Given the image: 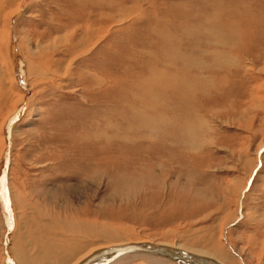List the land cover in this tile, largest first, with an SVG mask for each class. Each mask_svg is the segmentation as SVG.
I'll list each match as a JSON object with an SVG mask.
<instances>
[{"label":"rangeland","instance_id":"1","mask_svg":"<svg viewBox=\"0 0 264 264\" xmlns=\"http://www.w3.org/2000/svg\"><path fill=\"white\" fill-rule=\"evenodd\" d=\"M15 2L0 32L8 189L70 243L110 232L205 244L211 233L228 263L264 264V0ZM88 26L93 45L78 55Z\"/></svg>","mask_w":264,"mask_h":264},{"label":"bare ground","instance_id":"2","mask_svg":"<svg viewBox=\"0 0 264 264\" xmlns=\"http://www.w3.org/2000/svg\"><path fill=\"white\" fill-rule=\"evenodd\" d=\"M19 3H21V1ZM107 3L109 2L107 1ZM14 4L17 5L16 7L19 6L15 2V0H0V28H1L0 32H2V30L4 29L6 25L4 15H6V11L8 10V8L11 9L12 7L10 6H13ZM109 6L112 7V5H109ZM18 10L16 9V13H15L16 15L19 12ZM127 12L128 10L126 9V7L122 10L120 9L119 13H124L123 15L121 14L122 15L120 16L121 19H124L127 17L126 16ZM10 18L11 19H9V26L6 27L8 28L7 29L8 32L6 33L5 31V33L8 34V38L10 39V40L8 39L9 45L11 43L13 46V49H12L13 55H14L13 61H14V64H16L17 62H20L19 59H22L21 58L22 55L20 56L21 51H19V48L21 46L20 47L19 45L17 46V44L15 43L16 40L14 41L16 37L12 33V29H11L12 23H10V21L13 18L12 17ZM111 19H113L112 16L109 17V20ZM93 27L94 26H92V28ZM96 28L94 27V29ZM94 35H95L94 31L90 28V26H88V28L84 30V32L80 36V41L78 43L75 42V45H74V49L76 52H78V55L83 54L84 52L90 50L94 42V37H95ZM69 38L70 36L66 37L64 41H68ZM53 41L54 43H50L46 47L43 46L42 47L43 50L44 51L45 50H56L58 46L55 43L56 41L55 40ZM58 43L60 44V41ZM8 52H9V48H8ZM29 63H28L29 65L27 64L26 66L28 74H30V72L35 73V74L40 73L43 65H39V64L36 65L34 62H29ZM22 66L24 67L23 62L22 64L17 63L15 67L16 69L19 70ZM19 73L22 74V71L20 72L19 70ZM3 74H4V70L0 68V75H3ZM0 79L2 81V77H0ZM21 82H22V76H21ZM8 101L9 100H6V102L4 101L5 104H7ZM4 125L5 124H3V126ZM4 140L5 139L3 137V143H4ZM3 167L6 168V165L0 166V175H2V172L4 169ZM5 172L6 171H4V173ZM4 173H3V177H5ZM6 179L1 178L0 180L1 208H3L2 210H4L3 212L4 217L9 226V229L7 228V230H3L2 232V236H3L2 237V243H3L2 248H3L4 255L2 256L1 264H79L83 259H85L89 255H91L93 252L100 250V249L115 247V246L124 245L128 243H147V242L170 245L175 248L182 249L189 254L202 255L212 260H216L221 264H230L227 261L230 255L226 251L227 249L225 250V247L222 244L221 239L219 238L218 240L213 239L214 236L211 233L210 235L208 234L207 235L201 234V236L199 235L200 238L204 237L207 239L205 241V244L204 243L200 244L197 242H193L195 244H187L183 242H177V243L172 242L171 243L167 241L159 242V241H154L151 239H142V238L132 239V238L123 237L124 239H121V238H116V235L110 232L100 234L102 235V237L93 241V242L97 241L96 243L92 242L89 244L88 240H87V243H83L82 241L79 242L76 240L78 237L70 243L68 241L67 236L60 231L61 224H59V222L54 221L53 219L51 220V218H49L48 216L47 218H45L46 215H43V214L40 215L39 212H42L44 210L37 211V207L34 206V203L32 204L31 202H29L28 196L25 194L24 196L20 192L14 191L16 189L15 187H14L15 189L10 191L9 190L10 188L8 189L9 182L8 184H6ZM10 197L11 199H9ZM83 231L85 230L83 229ZM196 234L197 233L194 234L195 237L198 236ZM134 255L141 256L144 258L147 257V259L156 258L162 264H186L182 262H175L166 257L152 255V254H144V253H128V254H125L115 259L110 264H114L120 259H125V257H130ZM102 259L103 258L99 259L97 263H100Z\"/></svg>","mask_w":264,"mask_h":264},{"label":"water","instance_id":"3","mask_svg":"<svg viewBox=\"0 0 264 264\" xmlns=\"http://www.w3.org/2000/svg\"><path fill=\"white\" fill-rule=\"evenodd\" d=\"M18 116H14L10 119L8 127H10ZM0 175V180L5 179ZM128 253H144L152 254L157 256L166 257L175 262H182L186 264H221L216 260H212L208 257L197 254H189L182 249L175 248L170 245L159 244V243H128L124 245H119L115 247H109L97 250L91 255L83 259L79 264H110L115 259L119 258ZM102 259L100 263H97L99 259Z\"/></svg>","mask_w":264,"mask_h":264}]
</instances>
